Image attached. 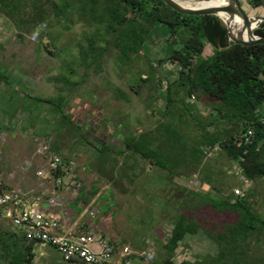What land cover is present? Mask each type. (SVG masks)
I'll list each match as a JSON object with an SVG mask.
<instances>
[{
    "label": "rangeland",
    "instance_id": "rangeland-1",
    "mask_svg": "<svg viewBox=\"0 0 264 264\" xmlns=\"http://www.w3.org/2000/svg\"><path fill=\"white\" fill-rule=\"evenodd\" d=\"M87 1L0 3V191L15 190L29 199L39 198L38 203L43 201L54 212H60L57 217L67 225L73 223L78 209L83 212L94 201L91 207L95 217L84 215L79 221L94 220L93 227L113 242L134 251H150L156 260L160 242L164 243L174 217L185 210L181 205H190L195 215L202 211L210 214L216 225L223 222L219 215L228 218L229 213L214 212L198 198L199 194L215 198V191L206 183L175 179L174 184L167 172L154 168L140 156L134 158L129 152L118 155V145L154 131L160 122H168L172 131L185 135L188 122L178 111H171L167 121L161 116L165 111L167 80L177 68L166 59L175 43L169 40L167 29L152 28L145 46L132 54L129 62L121 63L111 42L106 41H111L112 36L78 11ZM239 2L248 16H264V10L252 7L248 0ZM43 25L42 37L32 41L34 30ZM92 36L96 37L95 43L87 58ZM96 55L98 60L93 62ZM90 61L91 66L87 67ZM59 97L60 107L39 100L57 101ZM187 100L192 111L202 112L197 118L215 119L214 101L198 95ZM81 125L96 131L85 129L84 138L77 127ZM53 155L68 160L88 204L77 198L78 190L59 189L54 179L37 176V171L49 169ZM206 163L215 170L214 177L221 181L224 176L228 181L225 193L241 188L240 170L236 168V174H232L234 168L229 167L230 161L220 150ZM178 185L193 188L197 196L183 192ZM44 189L47 192L41 194ZM252 192L251 204L264 218V182H255ZM7 225L1 229L12 233V226ZM7 234L0 238L8 244V250L14 251V238ZM260 244L263 253L256 243L250 242L247 254L252 261L261 259L258 263H264V231ZM215 249L214 238L207 234H187L175 260H192L200 255L205 258L214 255ZM34 255L33 264H65L51 248H40ZM0 264H12L5 257L1 242Z\"/></svg>",
    "mask_w": 264,
    "mask_h": 264
},
{
    "label": "trees",
    "instance_id": "trees-1",
    "mask_svg": "<svg viewBox=\"0 0 264 264\" xmlns=\"http://www.w3.org/2000/svg\"><path fill=\"white\" fill-rule=\"evenodd\" d=\"M4 1L0 0V3ZM248 1L252 7L264 10L262 0ZM78 11L82 17L102 26L105 33L112 36L111 41H106L111 42L121 63L129 62L131 55L145 46L152 28L167 29L169 40L175 46L166 59L177 68L171 74V79L167 80L165 111L161 116L167 121L171 111H178L180 117H185L188 122L182 121L187 127L185 135L172 131L168 122H160L154 131L122 142L118 155L129 152L134 158L140 156L147 163L149 161L148 164H153L154 168L167 172L170 182L174 184H177L175 179L180 176H187L190 180L196 174L193 181L201 185L206 183L215 191V198L202 197L201 194L198 198L214 212L229 213L228 218L223 217L224 214H221L222 218L219 215L223 222L216 225L215 218L210 214L202 211L195 215L189 209L190 205H181L186 211H180L174 217L170 232L166 239L163 237L164 243L160 242V255L153 260V264H264L258 263L261 259L252 261L247 254L250 242L256 243L262 252L260 243L264 231V218L251 204L253 183L259 180L264 182V44H230L221 18L215 15H184L172 10L162 0H88ZM254 33L264 36V22L258 25ZM95 38L92 36L90 39L87 58L92 54ZM93 60L97 61L98 56ZM91 64L90 61L86 66L90 67ZM196 95L215 102L212 105L215 119L204 121L197 118V111H192L187 102V98ZM39 100L55 103L58 107L62 105V97L57 101L50 98ZM77 127L80 129V126ZM247 128H253L255 137L252 144L243 145L240 135ZM81 135L86 138L82 131ZM214 145L230 161V168L240 170L243 177L240 178L241 187L245 186L243 180L248 181L249 186L243 197L236 196L233 190L225 193V183L228 181L224 173L219 181L214 177L215 170L206 163L208 157L205 148ZM232 170V174H236L235 168ZM178 186L183 192L197 196L198 192L193 188ZM79 193L77 198L83 204H88L82 189ZM219 193L222 196L216 197ZM81 212L82 208L78 209V214ZM198 231L214 238V255L205 258L200 255L192 260L177 262L175 254L185 236ZM7 232L0 230V237ZM7 235L10 239L14 238L12 246L15 250H8V244L1 238L0 242L9 263L33 264L34 244L26 242L14 232Z\"/></svg>",
    "mask_w": 264,
    "mask_h": 264
},
{
    "label": "built area",
    "instance_id": "built-area-1",
    "mask_svg": "<svg viewBox=\"0 0 264 264\" xmlns=\"http://www.w3.org/2000/svg\"><path fill=\"white\" fill-rule=\"evenodd\" d=\"M44 27L45 25L34 30L32 41L41 36ZM197 114H202L200 109ZM254 137L253 128H247L240 135V141L243 145H250ZM218 151L219 147L215 145L205 148L208 158ZM36 174L46 180L54 179L59 189H74L79 192L81 188L79 179L71 173L69 162L60 156L53 155L49 169L39 170ZM240 176L242 177L241 174ZM243 181L245 186L234 190L236 196L243 197L249 186L248 181ZM38 199H29L15 190L0 191V222L11 225L16 235L34 244V251L51 248L60 254L65 264H153L152 252L134 251L127 245H119L102 231L84 227L81 223L67 225L62 218L45 211ZM81 214L95 217L92 207Z\"/></svg>",
    "mask_w": 264,
    "mask_h": 264
},
{
    "label": "water",
    "instance_id": "water-1",
    "mask_svg": "<svg viewBox=\"0 0 264 264\" xmlns=\"http://www.w3.org/2000/svg\"><path fill=\"white\" fill-rule=\"evenodd\" d=\"M172 10L184 15H215L221 18L226 26V34L230 44L250 46L264 44V36L254 33L264 17L248 16L242 9L239 0H190L187 4L182 0H162ZM264 5V0H262ZM227 47H224L225 49Z\"/></svg>",
    "mask_w": 264,
    "mask_h": 264
},
{
    "label": "crops",
    "instance_id": "crops-1",
    "mask_svg": "<svg viewBox=\"0 0 264 264\" xmlns=\"http://www.w3.org/2000/svg\"><path fill=\"white\" fill-rule=\"evenodd\" d=\"M42 37V35L40 36V38ZM197 113V112H196ZM87 126L88 125H81L80 126V129L82 130V129H88L87 128ZM94 131H96V129L94 128V127H91ZM96 133V132H95ZM102 146H104V144L102 145ZM119 146V148H118V150L121 148V146H122V144H120V145H118ZM233 167H234V165H233ZM236 168V167H235ZM78 172H79V170H78ZM78 175V174H77ZM194 178H196V174H194L193 176H192V178L190 179L191 181L194 179ZM177 179H179V181L181 180V181H183V182H188L189 181V178L187 177V176H180V177H178ZM260 181V180H259ZM258 181V182H259ZM263 181V180H262ZM195 183H197V181H195ZM200 184V183H199ZM250 184H252V183H250ZM184 187H188L187 185L186 186H184ZM198 187V186H197ZM250 188H251V185H250ZM253 188H254V183H253ZM47 191L44 189V191H41V194H45ZM35 196L34 197H39V195H37V194H34ZM98 195L99 194H97L96 196H95V198L96 197H98ZM93 202L94 201H92V203H89V205L87 206V207H91L92 206V204H93ZM41 207L45 210V211H50V212H53L54 213V215H56V216H60L61 215V213L59 212H54L52 209L53 208H51V206H49L48 204H45V202H41ZM93 208V207H92ZM82 214H77V217L72 221L73 223H71V224H69V225H72V224H74V223H81V224H83L84 225V227H92V228H95V226L93 227V225H94V220H92V221H90V222H85V221H83V220H81V221H79L81 218H82ZM4 225V226H3ZM6 226H8L7 224H5V223H1L0 222V230H3V229H1V227H6ZM96 229V228H95ZM98 230V229H97ZM100 231V230H99ZM12 232H13V230H12Z\"/></svg>",
    "mask_w": 264,
    "mask_h": 264
},
{
    "label": "bare ground",
    "instance_id": "bare-ground-1",
    "mask_svg": "<svg viewBox=\"0 0 264 264\" xmlns=\"http://www.w3.org/2000/svg\"><path fill=\"white\" fill-rule=\"evenodd\" d=\"M183 2L187 3V4H194L193 1H190V0H182Z\"/></svg>",
    "mask_w": 264,
    "mask_h": 264
},
{
    "label": "flooded vegetation",
    "instance_id": "flooded-vegetation-1",
    "mask_svg": "<svg viewBox=\"0 0 264 264\" xmlns=\"http://www.w3.org/2000/svg\"><path fill=\"white\" fill-rule=\"evenodd\" d=\"M85 126V125H84ZM88 129L87 130H93L91 127H87ZM84 131V129H82V132ZM95 137V135H93Z\"/></svg>",
    "mask_w": 264,
    "mask_h": 264
}]
</instances>
